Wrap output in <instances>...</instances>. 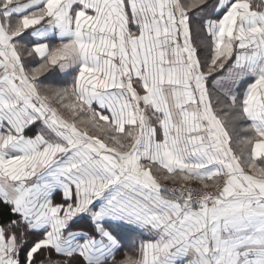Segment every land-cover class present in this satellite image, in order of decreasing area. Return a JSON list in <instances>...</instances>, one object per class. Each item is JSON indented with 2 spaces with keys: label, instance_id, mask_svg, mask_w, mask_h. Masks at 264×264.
I'll return each mask as SVG.
<instances>
[{
  "label": "snow or ice",
  "instance_id": "obj_1",
  "mask_svg": "<svg viewBox=\"0 0 264 264\" xmlns=\"http://www.w3.org/2000/svg\"><path fill=\"white\" fill-rule=\"evenodd\" d=\"M0 264H264V0H0Z\"/></svg>",
  "mask_w": 264,
  "mask_h": 264
}]
</instances>
